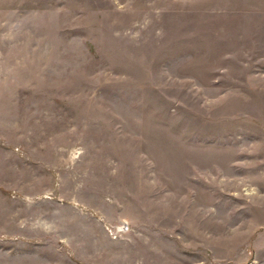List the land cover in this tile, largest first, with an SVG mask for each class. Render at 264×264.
<instances>
[{
	"label": "rangeland",
	"instance_id": "rangeland-1",
	"mask_svg": "<svg viewBox=\"0 0 264 264\" xmlns=\"http://www.w3.org/2000/svg\"><path fill=\"white\" fill-rule=\"evenodd\" d=\"M1 165L0 264L49 193L165 259L264 264V0H0Z\"/></svg>",
	"mask_w": 264,
	"mask_h": 264
},
{
	"label": "crops",
	"instance_id": "crops-1",
	"mask_svg": "<svg viewBox=\"0 0 264 264\" xmlns=\"http://www.w3.org/2000/svg\"><path fill=\"white\" fill-rule=\"evenodd\" d=\"M5 150L12 163L9 172L18 178V155L14 151ZM0 175L3 181L7 179L3 165L0 166ZM2 186L3 183L0 182V187ZM54 194L55 199L51 197V193L45 198L50 204L47 213L51 217L46 223L33 224L24 221L23 217H18L13 222V226H17L19 230L27 227L28 231H42L43 235L28 234L24 239L14 238L12 242L19 252L17 256L12 254L11 264H191L189 255L182 253L174 239L168 240L175 243V246L169 244L170 258H163L164 249L158 248L156 241L147 239L144 234V231L151 230L150 226L122 222L123 225L127 224L126 234L113 239L109 231L117 225L114 220L108 219L96 209L77 206L70 208L69 217L75 221L69 223L66 199L62 193ZM16 210L18 215L24 212L19 208ZM72 236L75 237L76 248L70 244Z\"/></svg>",
	"mask_w": 264,
	"mask_h": 264
},
{
	"label": "built area",
	"instance_id": "built-area-1",
	"mask_svg": "<svg viewBox=\"0 0 264 264\" xmlns=\"http://www.w3.org/2000/svg\"><path fill=\"white\" fill-rule=\"evenodd\" d=\"M117 230L118 231H124V227H118Z\"/></svg>",
	"mask_w": 264,
	"mask_h": 264
}]
</instances>
